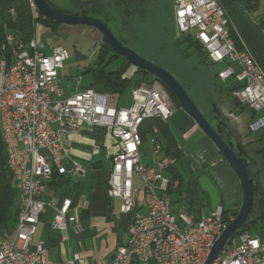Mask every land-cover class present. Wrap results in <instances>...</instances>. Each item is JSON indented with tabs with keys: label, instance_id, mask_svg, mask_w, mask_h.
I'll return each instance as SVG.
<instances>
[{
	"label": "built area",
	"instance_id": "2783aa9c",
	"mask_svg": "<svg viewBox=\"0 0 264 264\" xmlns=\"http://www.w3.org/2000/svg\"><path fill=\"white\" fill-rule=\"evenodd\" d=\"M26 1L37 17L35 1ZM173 19L177 39L192 36L209 62L225 65L217 72L218 79L234 82L238 88L233 96L255 113L250 131H264V70L240 35L234 38L231 21L217 0H173ZM46 49L47 44L36 37L25 44L11 33L0 45V127L18 196L15 229L0 238V264H55L46 243L35 240L43 215L53 211L50 228L62 242L69 239L79 217L72 214L71 198L43 197L55 173L60 177L84 173L64 143L84 127L107 129L117 143L107 193L110 199L121 200L120 212L129 224L127 241L116 248L111 264H205L234 218L225 221L222 206L209 217L194 216L184 201L174 208L172 192L180 179L172 170L178 162L165 151L156 127L153 159L143 162L147 152L142 125L147 120L168 123L175 111L164 85L157 79L143 83L133 91L129 108L112 106L110 95L94 89L78 90L66 98L60 71L69 52L61 45H53L50 53ZM66 264L89 263L76 252ZM214 264H264V241L248 232L237 234Z\"/></svg>",
	"mask_w": 264,
	"mask_h": 264
},
{
	"label": "crops",
	"instance_id": "0c3cea01",
	"mask_svg": "<svg viewBox=\"0 0 264 264\" xmlns=\"http://www.w3.org/2000/svg\"><path fill=\"white\" fill-rule=\"evenodd\" d=\"M71 6L69 5L67 9H71ZM37 26H39V30H37ZM37 26L34 37L44 41L47 44L46 52L50 53V46L53 43L51 40L53 30L39 23ZM87 69H83V75L89 73L86 72ZM78 74H75L74 78ZM90 74L92 75V73ZM60 76L61 88L66 98L78 90L94 89L104 92L103 80L97 79L93 75L90 85L81 86L79 89H73L69 84H63V75L60 74ZM122 96L123 94L121 96L110 95L111 105L124 108L120 105ZM113 98L118 101L114 103ZM176 113L177 109L173 114L174 119L172 118L170 124H167L181 150V159L177 164L175 174L182 175L183 190L191 196L193 209L191 213L196 217H209L212 214L210 205H206L211 211L209 215H206L202 209L204 198L199 189L198 179L204 174H209L212 177L225 205L234 204L241 207L242 187L230 165L223 159L224 157L222 158L215 145L202 133V130L190 116L186 113L176 116ZM159 137L161 138L160 135ZM237 140L240 142L238 138ZM64 143L69 157L84 167V173L77 176L67 174L62 177L56 173L54 181L50 183V191L43 199L47 201L53 197L71 198L73 201L72 214H76L79 220L70 228L69 239L62 242L60 235L50 228L53 219V211L50 209L43 215L39 223V225L43 224V229L38 240L45 242L49 247L51 259L55 264L68 263L76 252L85 257L89 264H111L116 248L127 241L129 224V218L120 212L121 200L110 199L107 193V180L112 166V157L117 152L116 140L107 129L84 127L80 134L64 138ZM163 144L166 146L164 142ZM149 145L153 149L152 139L144 142V148L147 151L146 163H150L153 159ZM242 145L248 152V146ZM250 158L252 160L250 169L252 170L254 159L252 156ZM215 159L218 160V163H213L212 168L208 170V162ZM66 166L71 170L69 160L66 161ZM262 170L263 168H259L256 173L260 174ZM184 173L188 175V179L185 178ZM136 185L140 186V183ZM141 204L139 203V207ZM143 210L144 207H141L142 212ZM248 233L259 236L264 241V222L258 223Z\"/></svg>",
	"mask_w": 264,
	"mask_h": 264
},
{
	"label": "rangeland",
	"instance_id": "374dc122",
	"mask_svg": "<svg viewBox=\"0 0 264 264\" xmlns=\"http://www.w3.org/2000/svg\"><path fill=\"white\" fill-rule=\"evenodd\" d=\"M51 1L62 9H67L69 5L71 6L70 0ZM98 8L101 10L102 16L107 19L108 27L117 40L140 56L170 72L184 87L196 106L209 121H212L214 117L212 105H217L232 133L242 144L246 147L248 146V153L254 159L252 173L257 174L256 172H258L259 168H263L262 172L257 174L256 177L259 192L255 197L258 202L257 205H263L264 152L259 151L264 150V147L261 148L264 146V131H250L249 126L253 116L252 110L235 100L232 91L229 89V87L233 88L231 83L225 84L217 78V72L224 70L225 65L206 61L194 49L180 44L181 40L173 37V0H147L144 5L137 6L130 12L125 11L124 8L111 0H100ZM75 10V13L80 11L79 8H75ZM260 11L264 12V2L260 6ZM37 30H39V26H37ZM51 40H53V43L50 49L53 45H61L69 52V60L65 62L64 70L60 71V74L63 75V84H69L73 89L89 86L92 75L90 73L83 75V69L90 66L96 67L99 63V54H104L108 51V46L101 32L89 26L60 24L52 32ZM116 65V63L110 65V69L116 68ZM134 70L136 68L131 65L124 74L125 77L130 78L133 76ZM77 73L79 74L74 78ZM133 96V90L128 88L121 97L120 105L128 108L133 102ZM112 101L116 103L118 100L113 98ZM175 105L177 107L176 116L185 113L178 102ZM172 118L173 116L169 120V124L174 119ZM159 132L165 143L161 130ZM198 147L200 148V146ZM149 151L152 153L150 145ZM142 159L144 163L147 162L146 153H144ZM215 162L218 163V160L215 159L208 162V170L212 168L211 165ZM196 175L199 176V174ZM184 176L188 179L186 173H184ZM139 183L141 185L139 178L136 177V184ZM185 186L187 187V184ZM201 194L204 198L202 209L206 215H209L211 211L206 207V196L202 192ZM177 206V204L174 205V208ZM229 206L236 207L234 204ZM143 212H145V208ZM42 225L40 224L38 227L37 235H35L36 240H38L43 229Z\"/></svg>",
	"mask_w": 264,
	"mask_h": 264
},
{
	"label": "trees",
	"instance_id": "16d2710c",
	"mask_svg": "<svg viewBox=\"0 0 264 264\" xmlns=\"http://www.w3.org/2000/svg\"><path fill=\"white\" fill-rule=\"evenodd\" d=\"M48 1L63 13L83 16L87 15L99 18L108 25L107 19L102 16V12L98 8L100 0H70L72 8L69 10L58 7L52 3L51 0ZM111 1L124 8L125 11L130 12L133 8L144 5L147 0ZM217 2L224 9L226 16L231 21V31L234 38L238 40V35H240L247 48L253 53L258 64L264 70V12L260 11V6L264 0H217ZM75 8H79L80 11L75 13ZM12 9L15 10L14 14H11ZM38 23L53 31L60 25L59 23L41 15L34 17L26 0H0V45L5 42L8 33L13 34L18 40L23 41L25 44L29 43L35 35ZM173 37L177 39L175 37V32L173 33ZM179 39L181 40L180 44L194 49L201 57L205 58L206 61H209L206 51L199 42L192 38V36L187 35ZM98 62L99 63L96 67L90 66L86 72L92 73L95 78L103 80V93L108 95L121 96L128 88L134 90L143 83H148L156 79L150 73L140 69H136L133 76L130 78L125 77L124 74L131 64H129L124 58L116 55L109 46L106 53L99 54ZM114 63L117 64L116 68L110 69V65ZM227 83L233 85V88L229 87L233 94L238 86L234 82ZM166 90L173 101L175 103L178 102L177 98L167 88ZM235 100L237 101L236 98ZM255 116L256 115L253 112L252 119H254ZM142 127L141 136L143 142L152 139V131L156 127L158 130H161L163 138L166 141L165 151L167 154L175 157L177 162L180 161L181 150L179 149L167 123H163L159 120H147ZM160 140L163 142L162 138H160ZM7 158V149L0 127V238L7 236L8 233L15 229L18 212L16 183L14 176L8 167ZM176 170L177 165L172 172L174 173L175 178L180 179V185L176 191L172 192L173 205H178L180 202L184 201V204L187 206L186 210L191 213L193 212L191 196L183 190V177L180 174H175ZM250 174L252 178L256 179L257 174L255 175L252 173L251 169ZM204 195L207 199L206 205L209 206L210 199L206 194ZM257 204L258 202L255 199L253 211L238 234L250 232L258 225V223L264 222V204L259 206ZM222 208L223 219L228 222L231 218L236 217L240 209L239 206L230 207L225 205V203H222Z\"/></svg>",
	"mask_w": 264,
	"mask_h": 264
},
{
	"label": "water",
	"instance_id": "95a60500",
	"mask_svg": "<svg viewBox=\"0 0 264 264\" xmlns=\"http://www.w3.org/2000/svg\"><path fill=\"white\" fill-rule=\"evenodd\" d=\"M38 14L59 24L68 26H89L101 32L103 39L110 49L124 58L134 68L144 70L161 82L176 98L179 106L190 116L207 138L215 145L224 159L238 177L243 199L240 210L233 221L217 238L205 264H214L224 250L226 244L238 234L253 211L255 197L259 192L258 181L251 177L250 166L252 160L244 146L233 135L227 126L224 116L216 104L212 105L213 120L209 121L199 110L184 87L175 77L163 67L145 59L132 49L122 45L110 28L102 20L87 15L67 14L56 9L48 0H34ZM173 101V99H172ZM174 103V101H173ZM175 110L177 109L174 103ZM227 137V140L224 138ZM199 189L210 199V208L215 212L222 206V197L217 186L209 174L198 179Z\"/></svg>",
	"mask_w": 264,
	"mask_h": 264
},
{
	"label": "flooded vegetation",
	"instance_id": "af4514ba",
	"mask_svg": "<svg viewBox=\"0 0 264 264\" xmlns=\"http://www.w3.org/2000/svg\"><path fill=\"white\" fill-rule=\"evenodd\" d=\"M227 140V137H224ZM246 149V148H245Z\"/></svg>",
	"mask_w": 264,
	"mask_h": 264
}]
</instances>
